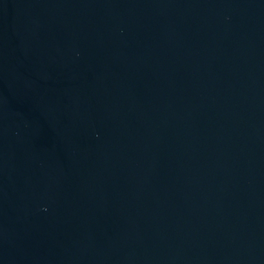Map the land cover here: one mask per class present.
Listing matches in <instances>:
<instances>
[{
	"label": "water",
	"instance_id": "obj_1",
	"mask_svg": "<svg viewBox=\"0 0 264 264\" xmlns=\"http://www.w3.org/2000/svg\"><path fill=\"white\" fill-rule=\"evenodd\" d=\"M0 264H264V0H0Z\"/></svg>",
	"mask_w": 264,
	"mask_h": 264
}]
</instances>
